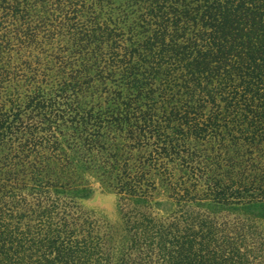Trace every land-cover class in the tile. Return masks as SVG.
Instances as JSON below:
<instances>
[{"label":"trees","instance_id":"1","mask_svg":"<svg viewBox=\"0 0 264 264\" xmlns=\"http://www.w3.org/2000/svg\"><path fill=\"white\" fill-rule=\"evenodd\" d=\"M0 264H264V0H0Z\"/></svg>","mask_w":264,"mask_h":264},{"label":"rangeland","instance_id":"2","mask_svg":"<svg viewBox=\"0 0 264 264\" xmlns=\"http://www.w3.org/2000/svg\"><path fill=\"white\" fill-rule=\"evenodd\" d=\"M82 204L112 225L114 230L112 246L115 248L114 254L117 257L127 242V232L119 210L117 195L111 191L98 189L93 196L82 200Z\"/></svg>","mask_w":264,"mask_h":264}]
</instances>
